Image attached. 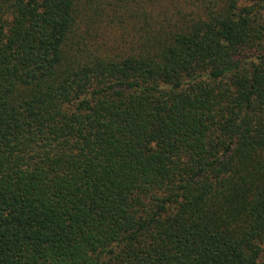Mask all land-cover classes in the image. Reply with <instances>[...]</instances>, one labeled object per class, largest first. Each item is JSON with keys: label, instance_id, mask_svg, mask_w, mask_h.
Returning <instances> with one entry per match:
<instances>
[{"label": "trees", "instance_id": "16d2710c", "mask_svg": "<svg viewBox=\"0 0 264 264\" xmlns=\"http://www.w3.org/2000/svg\"><path fill=\"white\" fill-rule=\"evenodd\" d=\"M0 264H264V0H0Z\"/></svg>", "mask_w": 264, "mask_h": 264}]
</instances>
